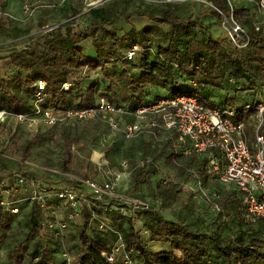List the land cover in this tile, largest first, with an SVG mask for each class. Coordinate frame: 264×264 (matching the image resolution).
I'll return each instance as SVG.
<instances>
[{
  "label": "trees",
  "instance_id": "trees-1",
  "mask_svg": "<svg viewBox=\"0 0 264 264\" xmlns=\"http://www.w3.org/2000/svg\"><path fill=\"white\" fill-rule=\"evenodd\" d=\"M134 3V0H110L85 14L87 23L82 29L76 31L74 23L68 22L40 37L31 38L28 47L11 52L7 59L17 76L7 80L0 76V91L4 93L0 99V111L14 115H32L36 111L34 101L39 92L36 85L39 80L47 84L44 92L48 96L41 104L43 112L53 110L50 109L53 105L64 112L83 110L94 106L99 97L105 96L127 112L126 119L129 123L135 120L133 114L142 106L154 104L162 98L196 93L200 101L210 108L234 109L237 112L234 121L245 123L247 131L252 134L248 123L254 111L244 112L242 108L253 103L258 90L264 86L263 28L258 32L254 24L250 29L247 28L252 45L248 49L237 50L229 44L227 34L221 27V15L228 11L227 0H170L148 2L143 6H136ZM251 7L256 8L253 4ZM251 7L240 10L236 5V10L240 13L247 9L248 12ZM77 14L74 11V15ZM135 17L146 18L150 26L141 30L134 27L126 30L118 28L122 20L127 25ZM257 22L260 20L255 23ZM218 24L222 30L220 33L214 30ZM88 42L90 47L86 49L83 45ZM134 46H138L139 51L129 60L128 52ZM109 66L118 70V80H111L104 89L105 93L97 96L95 92L105 86L107 81L104 80L105 84L102 80L94 82L79 76L78 72L86 68L100 69L106 78ZM66 85L68 89H65ZM248 97L251 100L248 101ZM88 121L110 130L98 119L65 124ZM115 134L121 138L115 144L122 160L130 159L135 155L133 151L136 147H141L134 142L157 139L152 135H142L137 139L127 140L122 134ZM163 134L168 135L169 142L175 148L174 158L195 163L196 170L191 173L192 178L196 180L195 175L199 173L203 177V183H208L204 159L196 155L183 156L180 154L177 135L160 133L158 138ZM126 142H130L129 152H123ZM33 144L34 141L30 142L28 148ZM71 145L72 142L68 143V148ZM2 160L0 156V163ZM107 161L112 165L119 164L114 157L107 156ZM63 165L66 167V160ZM147 167L136 166L137 173L133 181L135 188L148 185L150 171ZM19 171L17 175H23L27 179L26 187L17 194L13 192L14 187L6 192L11 194L13 201H19L21 193L27 189L30 200L31 182L40 184L42 190L44 182L37 175L29 174L23 169ZM95 172L97 173V168ZM43 179L48 183H58L49 178V173L46 172H43ZM61 179L66 178L61 176ZM78 179L98 180L93 173L70 178L67 189L56 191L60 205H55L54 210L67 207L71 210L69 216L72 215L74 219L82 207L88 205H82L78 210L65 205V201L58 195L66 191L84 192L89 201L92 199L103 204H119L116 208L123 216L127 215L124 213H130L128 229L125 230V246L132 259V253H136V264H264V217L248 215L244 194L235 187L223 188L216 180L209 183L219 186L211 194L215 207H218L215 210L217 215L213 220L199 225V222L192 220L195 215L193 212L191 218L186 216V211L191 210L188 203L180 208L176 219L165 215L166 208L177 203L179 191L173 188L160 190V208L149 203L148 209L134 210L120 201L96 200ZM1 182L0 177V185ZM2 194L0 190V201ZM45 205L47 210L49 204L46 199ZM16 207L19 210L17 214H13L10 208L0 207V264L4 259L2 243L12 228L13 219L22 208L20 203ZM44 208L38 201H33L27 221L28 239L35 235L46 239L45 232L55 236V231H65L61 229L65 224L56 220L48 219L47 223H43ZM134 217L141 219L143 230H139L140 232L134 226ZM51 223L54 224L52 228L49 226ZM224 230L229 234L225 235ZM75 236L78 243L75 246L77 254L73 264H115L103 256V252H110V248L88 234L85 228ZM28 239L20 240L16 258L13 251L10 252V257L15 259L16 264L25 260ZM48 246L45 244L43 250L35 251L33 264H58Z\"/></svg>",
  "mask_w": 264,
  "mask_h": 264
},
{
  "label": "rangeland",
  "instance_id": "rangeland-1",
  "mask_svg": "<svg viewBox=\"0 0 264 264\" xmlns=\"http://www.w3.org/2000/svg\"><path fill=\"white\" fill-rule=\"evenodd\" d=\"M11 1L15 2L12 9L9 8ZM108 1L110 0H0V8L6 10L9 14L0 17V76L5 80L17 76V72L10 67L7 57L11 52L28 47L31 38L40 37L42 34L51 32L68 22L74 23L76 31L82 29L87 23L85 14L90 9L101 6ZM134 1V5L143 6L144 3L148 2L170 0ZM245 3H248V1H237L238 8L240 10L246 8ZM5 6L7 7L5 8ZM25 6L34 11L28 14L24 13ZM243 10H245L244 13H239V20L246 28L250 29L256 20H262L256 8L251 7L248 12L247 9ZM74 11H77L78 14L74 15ZM129 22L126 25L122 20L118 28H125L124 30H126L129 27H134L141 30L150 26L149 21L141 17L132 18ZM214 30L219 33L222 31L219 24L214 27ZM120 36L122 35L120 34ZM83 47L88 49L90 42L85 43ZM107 68V79L100 69L91 70L86 68L80 70L78 75L89 78L94 82L102 80L105 84L104 80L107 81L105 86L103 85L101 89L95 92V95L98 96L105 93L104 89L109 86L111 80L117 81L119 77L117 69L111 66ZM3 95L4 93L0 91V99ZM247 100H251V97H248ZM50 109H53V112L49 113L48 119L62 120L66 117L65 112L57 109L55 105L51 106ZM42 120L44 119L41 118L38 123H31L25 119L20 120L14 114L7 113L6 119L0 121V156L3 158L0 163L2 181L0 190L3 193L10 191L14 187L15 178L21 169L29 174L41 177L45 186L42 194H45V199L49 204L47 210L44 204L45 218L43 223H47L48 219L56 220L66 225L65 231H55V236L50 232H45L46 239L36 235L28 239L27 221L30 217L33 201L29 200V192L26 189L20 195L21 211L13 219L12 228L2 243L4 252L2 264H16L15 259L10 257V252L12 250L14 258L17 257L19 252L17 247L21 239H28V245L25 249V260L20 264L35 263L33 256L35 251L37 249L39 251L43 250L45 244L49 245L50 254L58 260V264H73L77 254L75 246L78 243L75 234L82 228H85L88 234L99 240L108 249L118 243L126 245L125 230L128 229V216L130 213H124L127 215L123 216L122 212L116 208L119 204H103L90 199V204L82 207L74 219H70L69 213L71 210L67 207H58L57 211L54 210L55 205H60L56 191L67 189L70 178L82 176L85 173L96 174L98 180L111 178L117 184L119 196L128 199L139 198L148 201L155 208H160L162 204L160 190L173 188L179 191L177 203L166 208L165 211V215L171 219H176L180 208H183V205L187 203L191 205V210L186 211V216L191 218V212H193L195 215L192 216V220L199 222V225L213 220L217 215L215 211L216 204L213 202L214 199L211 194L219 186L203 183L205 193H199L198 195L193 193L191 188L194 187L197 190V187L191 173L196 170V165L191 160L180 161L174 158L175 148L169 142L167 134H163L153 141L145 139L134 142L141 147L132 150L135 155L129 156L131 160L124 158L122 160L115 144L121 141L120 136L104 126L91 121L76 124H65L66 121H59V125L49 126ZM70 122H73V120ZM33 141L34 144L28 148L30 142ZM70 142H72V145L68 148ZM128 145H130V142L125 143L123 152L124 150L129 152L130 147ZM107 156L114 157L119 164L112 165L107 161ZM65 160L66 167L63 165ZM137 165L141 167L148 166L150 176L148 185H140L135 188L133 181L137 173ZM96 168L97 173L95 172ZM43 172L49 173V178L58 183L46 182L43 179ZM61 176L66 179L62 180ZM133 223L136 230L139 231L141 219L134 217ZM224 234L229 233L224 230ZM132 254L133 264H136V253L133 252Z\"/></svg>",
  "mask_w": 264,
  "mask_h": 264
},
{
  "label": "built area",
  "instance_id": "built-area-1",
  "mask_svg": "<svg viewBox=\"0 0 264 264\" xmlns=\"http://www.w3.org/2000/svg\"><path fill=\"white\" fill-rule=\"evenodd\" d=\"M237 1H248L256 6L259 14L264 17V0H227L228 11L221 15V27L227 34L229 44L237 50L248 49L252 45V38L249 30L239 20V13L236 10ZM27 6L24 13L33 12ZM9 15L6 10L0 8V17ZM263 26L262 22L254 24L258 32ZM138 46H134L128 52V59L132 60ZM39 92L36 95L34 105L36 111L32 115H16L17 118L25 119L29 122L38 123L43 118L49 126L62 122L74 120L86 121L98 119L109 129L118 134H122L125 139L133 140L142 135H152L158 138L161 133H175L180 143V154L185 157L196 155L204 159V172L206 180L211 183L216 180L223 188L235 187L244 194V204L249 216L264 217V86L257 93V98L253 103L243 106V111H254L248 127L252 134L247 131V126L243 122H235L237 112L228 107L210 108L203 104L198 94L178 96L174 98H162L158 102L140 107L133 116L132 123L127 122V112L119 108L114 102L105 96L99 97L96 104L83 110H71L65 112L66 117L59 119H48L52 110L42 111V102L48 96L44 91L46 82H37ZM68 89V85L65 86ZM7 112L0 111V121L6 119ZM51 118V117H50ZM176 153H179L176 151ZM195 186L191 190L195 194L205 193L203 190V178L198 173L195 175ZM91 192L96 200L120 201L134 210L148 209V201L141 199H131L119 196L117 184L111 178L101 180L78 179ZM27 184V179L23 175L15 178L14 194L20 193ZM32 201H38L43 207L45 197L42 194L40 184L31 182ZM0 207L11 209L13 214L18 213L16 205L20 202L13 201L11 194H2ZM217 195V194H216ZM65 201V205H70L78 210L80 206L90 203L84 192L66 191L58 195ZM218 209V207H216ZM73 219V216H70ZM50 228L54 224H49ZM62 225L61 229H65ZM103 256L110 263L133 264L131 255L123 243L115 244L110 248V252H103ZM2 253L0 252V259Z\"/></svg>",
  "mask_w": 264,
  "mask_h": 264
},
{
  "label": "crops",
  "instance_id": "crops-1",
  "mask_svg": "<svg viewBox=\"0 0 264 264\" xmlns=\"http://www.w3.org/2000/svg\"><path fill=\"white\" fill-rule=\"evenodd\" d=\"M14 4H15V2L11 1L10 4H9V8L12 9V7L14 6ZM245 4H246L247 7H251V4H249V3H245ZM260 18L262 19V20H260V22L263 23V27L262 28L264 30V17L260 15ZM9 65H10V61H9ZM10 67H11V65H10ZM140 230L141 231L143 230V227L142 226L140 227ZM144 236L147 237V235H144ZM152 248L155 249L156 247H152ZM164 249H167V248H164Z\"/></svg>",
  "mask_w": 264,
  "mask_h": 264
}]
</instances>
